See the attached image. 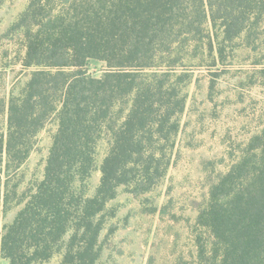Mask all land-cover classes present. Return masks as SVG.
<instances>
[{
  "label": "trees",
  "instance_id": "1",
  "mask_svg": "<svg viewBox=\"0 0 264 264\" xmlns=\"http://www.w3.org/2000/svg\"><path fill=\"white\" fill-rule=\"evenodd\" d=\"M263 14L264 0H31L15 27L24 33V65L41 68L10 98L8 165L24 163L53 115L59 127L43 180L4 236L10 264L48 260L58 249L62 264H96L106 205L119 187L147 191L166 172L156 156L174 145L186 107V78L170 70L205 45L212 53L215 42L223 57V44ZM93 58L108 64L99 78L83 69ZM106 130L111 147L88 196L82 184ZM197 225L209 233L196 235L198 264H264V127L211 185Z\"/></svg>",
  "mask_w": 264,
  "mask_h": 264
},
{
  "label": "rangeland",
  "instance_id": "2",
  "mask_svg": "<svg viewBox=\"0 0 264 264\" xmlns=\"http://www.w3.org/2000/svg\"><path fill=\"white\" fill-rule=\"evenodd\" d=\"M30 1L0 0V264L11 263L3 255L4 236L43 180L59 127L53 115L34 137L24 163L8 165L10 98L20 94L33 70L41 68L24 65V33L15 27ZM206 28L215 31L211 22ZM217 31L222 36L224 29ZM223 45V57L215 42L212 53L205 45L204 54L194 57L191 52L185 65L170 70L186 78L182 83L186 107L174 145L165 156H156L167 164L166 172L147 191L136 183L119 187L106 205L96 264H198L196 235L209 237L197 225L199 209L207 202L211 185L264 127V14L255 27ZM83 69L86 75L99 78L108 64L93 58ZM167 69L163 65L144 71ZM111 137L106 130L99 138L95 169L82 184L88 196L100 184ZM71 234L64 237L66 243ZM59 250L50 259L32 264H62L64 250Z\"/></svg>",
  "mask_w": 264,
  "mask_h": 264
}]
</instances>
